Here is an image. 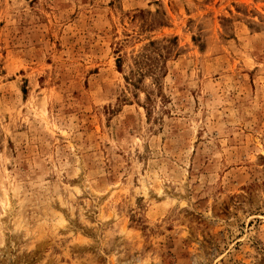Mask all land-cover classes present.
<instances>
[{
  "label": "rangeland",
  "instance_id": "374dc122",
  "mask_svg": "<svg viewBox=\"0 0 264 264\" xmlns=\"http://www.w3.org/2000/svg\"><path fill=\"white\" fill-rule=\"evenodd\" d=\"M0 264H264V0H0Z\"/></svg>",
  "mask_w": 264,
  "mask_h": 264
}]
</instances>
